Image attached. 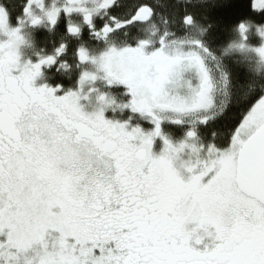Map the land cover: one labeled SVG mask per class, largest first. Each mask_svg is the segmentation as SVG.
Here are the masks:
<instances>
[{"label":"snow or ice","instance_id":"snow-or-ice-1","mask_svg":"<svg viewBox=\"0 0 264 264\" xmlns=\"http://www.w3.org/2000/svg\"><path fill=\"white\" fill-rule=\"evenodd\" d=\"M0 264H264V0H0Z\"/></svg>","mask_w":264,"mask_h":264},{"label":"rangeland","instance_id":"rangeland-1","mask_svg":"<svg viewBox=\"0 0 264 264\" xmlns=\"http://www.w3.org/2000/svg\"><path fill=\"white\" fill-rule=\"evenodd\" d=\"M127 114H128L127 111H125L123 114H121L119 111H117V112L115 113L116 116H121V115H122V116H127ZM106 115L111 116V115H114V114H113L111 111H109V112L106 113Z\"/></svg>","mask_w":264,"mask_h":264},{"label":"flooded vegetation","instance_id":"flooded-vegetation-1","mask_svg":"<svg viewBox=\"0 0 264 264\" xmlns=\"http://www.w3.org/2000/svg\"><path fill=\"white\" fill-rule=\"evenodd\" d=\"M57 78H59V77H57ZM38 83L40 82V81H37Z\"/></svg>","mask_w":264,"mask_h":264}]
</instances>
